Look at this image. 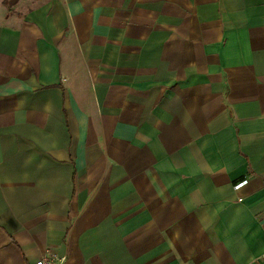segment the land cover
Returning <instances> with one entry per match:
<instances>
[{
  "label": "crops",
  "instance_id": "obj_1",
  "mask_svg": "<svg viewBox=\"0 0 264 264\" xmlns=\"http://www.w3.org/2000/svg\"><path fill=\"white\" fill-rule=\"evenodd\" d=\"M49 253L264 264V0H0V264Z\"/></svg>",
  "mask_w": 264,
  "mask_h": 264
},
{
  "label": "built area",
  "instance_id": "obj_2",
  "mask_svg": "<svg viewBox=\"0 0 264 264\" xmlns=\"http://www.w3.org/2000/svg\"><path fill=\"white\" fill-rule=\"evenodd\" d=\"M249 179L244 178L243 180L234 184V189L239 190L246 184H248ZM238 200H243V197L240 196ZM33 264H63V258L59 257L55 253L43 254L40 256Z\"/></svg>",
  "mask_w": 264,
  "mask_h": 264
}]
</instances>
